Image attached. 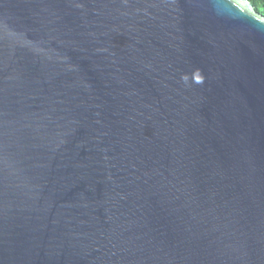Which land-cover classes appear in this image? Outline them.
<instances>
[{
  "label": "water",
  "instance_id": "95a60500",
  "mask_svg": "<svg viewBox=\"0 0 264 264\" xmlns=\"http://www.w3.org/2000/svg\"><path fill=\"white\" fill-rule=\"evenodd\" d=\"M0 264H264V16L0 0Z\"/></svg>",
  "mask_w": 264,
  "mask_h": 264
},
{
  "label": "trees",
  "instance_id": "16d2710c",
  "mask_svg": "<svg viewBox=\"0 0 264 264\" xmlns=\"http://www.w3.org/2000/svg\"><path fill=\"white\" fill-rule=\"evenodd\" d=\"M255 10L264 16V0H248Z\"/></svg>",
  "mask_w": 264,
  "mask_h": 264
}]
</instances>
